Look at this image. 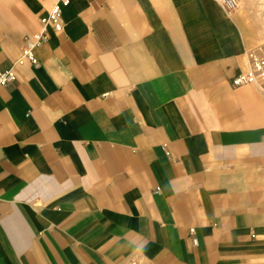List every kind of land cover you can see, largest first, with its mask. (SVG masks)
<instances>
[{"label":"crops","instance_id":"1","mask_svg":"<svg viewBox=\"0 0 264 264\" xmlns=\"http://www.w3.org/2000/svg\"><path fill=\"white\" fill-rule=\"evenodd\" d=\"M0 0V264H264V96L217 0Z\"/></svg>","mask_w":264,"mask_h":264},{"label":"built area","instance_id":"2","mask_svg":"<svg viewBox=\"0 0 264 264\" xmlns=\"http://www.w3.org/2000/svg\"><path fill=\"white\" fill-rule=\"evenodd\" d=\"M219 4L229 14H233L240 5V0H217ZM69 0L56 1L49 12L40 18L41 28L35 33L24 37V45L20 62L24 60L37 64L39 59L36 55V49L39 45L48 40L50 29L54 31H63L65 26L64 7ZM244 66L233 76L232 85L241 87L245 85L254 86L258 92L264 96V48L247 49L243 55ZM14 68L0 70V86L8 85L16 79Z\"/></svg>","mask_w":264,"mask_h":264},{"label":"rangeland","instance_id":"3","mask_svg":"<svg viewBox=\"0 0 264 264\" xmlns=\"http://www.w3.org/2000/svg\"><path fill=\"white\" fill-rule=\"evenodd\" d=\"M232 17H236L237 29L247 41L248 49L264 48V0H240Z\"/></svg>","mask_w":264,"mask_h":264}]
</instances>
